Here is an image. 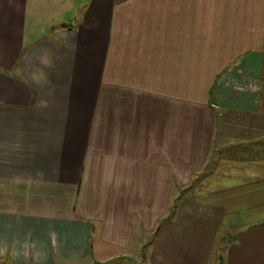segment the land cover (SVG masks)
<instances>
[{"label":"crops","instance_id":"crops-1","mask_svg":"<svg viewBox=\"0 0 264 264\" xmlns=\"http://www.w3.org/2000/svg\"><path fill=\"white\" fill-rule=\"evenodd\" d=\"M263 120L264 0H0V264H264Z\"/></svg>","mask_w":264,"mask_h":264},{"label":"rangeland","instance_id":"rangeland-1","mask_svg":"<svg viewBox=\"0 0 264 264\" xmlns=\"http://www.w3.org/2000/svg\"><path fill=\"white\" fill-rule=\"evenodd\" d=\"M38 22H39V20H38ZM40 28V27H39ZM43 32V31H42ZM239 121L240 120H238V119H235L234 117H230V116H228L226 119H225V124H223V126H225V127H227V129L229 130V133L231 134V136H233V134H236V130H238V129H236V128H234L235 126H240V125H238V123H239ZM261 124H263L264 125V120L263 121H260V123L257 125V126H261ZM264 127V126H263ZM235 132V133H234ZM228 133V134H229ZM237 135V134H236ZM236 135H234V136H236ZM238 136V135H237ZM258 136H260V134L258 135L257 134V137ZM223 137H226V136H223ZM236 138H234V140H235ZM229 235L227 234L226 236H225V238H223V240H222V243H225V242H227L228 240H229Z\"/></svg>","mask_w":264,"mask_h":264}]
</instances>
